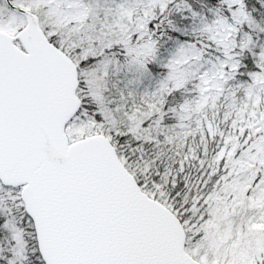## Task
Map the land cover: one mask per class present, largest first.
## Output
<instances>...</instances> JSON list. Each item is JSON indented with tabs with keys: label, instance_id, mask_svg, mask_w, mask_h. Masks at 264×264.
<instances>
[{
	"label": "snow or ice",
	"instance_id": "obj_1",
	"mask_svg": "<svg viewBox=\"0 0 264 264\" xmlns=\"http://www.w3.org/2000/svg\"><path fill=\"white\" fill-rule=\"evenodd\" d=\"M0 264H264V0H0Z\"/></svg>",
	"mask_w": 264,
	"mask_h": 264
}]
</instances>
